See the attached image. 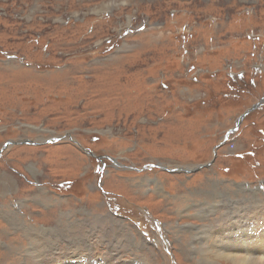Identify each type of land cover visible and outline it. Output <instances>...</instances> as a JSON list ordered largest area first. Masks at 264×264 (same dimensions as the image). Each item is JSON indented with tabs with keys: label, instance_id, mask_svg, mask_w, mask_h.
Masks as SVG:
<instances>
[{
	"label": "rangeland",
	"instance_id": "1",
	"mask_svg": "<svg viewBox=\"0 0 264 264\" xmlns=\"http://www.w3.org/2000/svg\"><path fill=\"white\" fill-rule=\"evenodd\" d=\"M244 73L245 106L227 85ZM263 94L264 0H0V146L31 140L0 155V264H228L216 239L260 247L264 102L219 144Z\"/></svg>",
	"mask_w": 264,
	"mask_h": 264
},
{
	"label": "bare ground",
	"instance_id": "2",
	"mask_svg": "<svg viewBox=\"0 0 264 264\" xmlns=\"http://www.w3.org/2000/svg\"><path fill=\"white\" fill-rule=\"evenodd\" d=\"M218 183V182H216ZM240 184V183H239ZM246 184V183H245ZM201 191V190H200ZM237 192V191H236ZM245 192V191H244ZM247 192V191H246ZM224 194V193H223ZM227 196V194H226ZM230 198V197H229ZM224 199V198H223ZM228 199V198H227ZM231 199V198H230ZM229 200V199H228ZM236 200V199H235ZM229 202V201H228ZM236 202V201H235ZM206 204V203H205ZM211 204V203H210ZM202 205V204H200ZM223 210V209H222ZM242 218V217H241ZM245 222V221H244ZM260 222H256V224H259ZM250 225V222H246V226ZM76 225V224H75ZM241 225V224H238ZM262 225V224H261ZM197 226V225H196ZM208 226V225H206ZM246 226L242 228V231L244 232L246 229ZM229 227V226H227ZM197 228V227H196ZM203 228V227H202ZM212 229V228H211ZM210 230V229H209ZM202 231V229H201ZM260 232H257L256 237H259ZM198 236V235H197ZM200 238V236H199ZM212 239V238H211ZM260 247L252 248L249 246L252 241L245 240L243 243H235V244H227L224 240H215V244L213 248H211V251L213 252L214 256H216L219 259H224L227 261L228 264H264V238L260 239ZM88 242V241H87ZM90 242V241H89ZM202 242V241H201ZM206 242V241H205ZM47 243V242H46ZM200 243V242H199ZM211 243V241H210ZM87 244V243H86ZM90 244V243H89ZM203 245V244H202ZM212 245V244H211ZM92 246V245H91ZM203 247V246H202ZM212 247V246H211ZM55 248V247H54ZM77 248V247H76ZM195 248V247H194ZM208 250V249H206ZM202 251V250H201ZM250 251V252H248ZM28 252V251H27ZM77 252V251H76ZM245 252H248L249 255H246ZM30 253V252H29ZM32 254V253H31ZM35 254V253H34ZM77 254V253H76ZM207 254V253H206ZM209 254V253H208ZM210 255V254H209ZM83 256V255H82ZM205 256V253H204ZM213 256V257H214ZM78 257V256H77ZM84 257V256H83ZM203 257V256H202ZM212 257V255H211ZM40 258V257H39ZM208 258V257H207ZM96 259V258H95ZM206 259V258H204ZM210 259V258H209ZM208 259V260H209ZM212 259V258H211ZM210 259V260H211ZM207 260V262H208ZM212 261V260H211ZM94 262V261H93ZM91 262V263H93ZM199 262V261H198ZM206 262V263H207ZM214 262V261H213ZM225 262V261H224ZM217 263V262H216ZM47 264V263H46ZM72 264H80V261H74ZM200 264V263H199ZM203 264V263H202Z\"/></svg>",
	"mask_w": 264,
	"mask_h": 264
},
{
	"label": "water",
	"instance_id": "3",
	"mask_svg": "<svg viewBox=\"0 0 264 264\" xmlns=\"http://www.w3.org/2000/svg\"><path fill=\"white\" fill-rule=\"evenodd\" d=\"M263 102H264V94L262 95V97L257 102H255L250 107H248L245 111H243L241 114H239V116L236 119L235 125L227 130V132L224 135V140L222 142H220L219 145H222L223 143H225L229 139V137H231L232 134H234L235 132H237L238 129H239V127L241 126L242 122L246 118V116L249 115L254 110H256L259 106H261ZM55 139H57L58 141H62V137H59V136H56ZM30 142H31V140H23V142L10 141V142H7V143L20 144V143H30ZM5 146H6V144H5ZM5 146L3 147V149L5 148ZM216 154L217 153H215V155ZM213 161L214 160L212 159L211 161H208L206 163H202V164L197 165V166H193L191 168L180 166L178 168H173V169L171 168V170L173 172H176V171H178V172H181V171L182 172H191V171L192 172L193 171L196 172V171L201 170L203 167H208L209 165H211V163ZM157 166L163 167V168L167 169L162 162L157 163ZM168 169H170V168H168Z\"/></svg>",
	"mask_w": 264,
	"mask_h": 264
},
{
	"label": "flooded vegetation",
	"instance_id": "4",
	"mask_svg": "<svg viewBox=\"0 0 264 264\" xmlns=\"http://www.w3.org/2000/svg\"><path fill=\"white\" fill-rule=\"evenodd\" d=\"M255 36V35H254ZM256 39H257V37H256ZM242 73H243V71H242ZM229 76H231V78L232 79H235L234 77H238V79L243 83H245V84H249V79H248V81H247V79H246V77H245V73L244 74H240L239 76H235V75H233V74H231V75H229ZM252 78L254 79V80H256L257 79V77L255 76V77H253L252 76ZM229 79V78H228ZM253 87L255 88V90L259 87V84H258V82H257V80L255 81V83H254V85H253ZM255 93V91H253L252 92V94H254ZM254 104V103H253ZM251 106V105H250ZM249 106V107H250ZM248 108V107H247ZM258 109V108H257ZM246 110V109H245ZM250 115V114H249ZM237 119V118H236ZM235 123H236V121H235ZM235 125V124H234ZM233 125V126H234ZM233 126H231V127H233ZM231 127H229V128H231ZM228 128V129H229ZM227 129V130H228ZM227 132V131H226ZM68 134V133H67ZM67 134H63V135H61V137H62V141H65V139H67L68 138V135ZM225 135V134H224ZM54 137H56V136H54ZM10 140V139H9ZM9 140H7L6 142H10ZM19 140H23L22 138H20ZM18 140V141H19ZM68 140V139H67ZM15 141H17V140H15ZM6 142H4V145H2V146H0V155L1 154H4V152L6 151V150H4L3 149V147L5 146V144H6ZM20 142V141H19ZM37 143L36 144H40V143H44V141H39V140H37L36 141ZM57 142H61V141H57ZM101 156V165L103 164V162H106V163H108V164H110V165H114L115 164V162H118V160H117V158L115 157V156H113V155H109V154H102V155H100ZM131 167H136V165H134V164H131ZM16 171H18V170H16ZM28 171V170H27ZM18 174H19V176H22V178H24V179H26V180H28L27 182H29V183H31V182H35V178H36V176L35 175H31L30 176V174L31 173H29L28 175L26 174V173H24V172H21V171H18L17 172ZM50 178V177H49ZM49 182V181H48ZM38 187H42V186H38Z\"/></svg>",
	"mask_w": 264,
	"mask_h": 264
},
{
	"label": "trees",
	"instance_id": "5",
	"mask_svg": "<svg viewBox=\"0 0 264 264\" xmlns=\"http://www.w3.org/2000/svg\"><path fill=\"white\" fill-rule=\"evenodd\" d=\"M228 83H227V85H228V87H229V90L231 91V93L232 92H234V91H236L237 93H238V96H236L235 94H233V96H236V97H231L232 95H230V97H228V98H231L230 100H229V102L230 101H233L232 99H237V98H241V100H242V102H239V103H241L243 106H245V104L243 103L244 102V100H246L248 97H251L253 94L251 93L252 91H250L249 89L251 88V86H253L254 85V83H255V81L256 80H254L253 78H249V84H245L244 82L242 83L239 79H238V77H234L235 79H232L231 78V76H228ZM251 85V86H250ZM253 91H255V88L253 87V89H252ZM224 96H228V92H226L225 93V95ZM244 110L246 109V107H244L243 108ZM243 110V111H244ZM257 110V109H256ZM256 110H254V111H256ZM242 111V112H243ZM253 111V112H254ZM252 113V112H251ZM250 151H252V150H249L248 151V154H249V152ZM235 156L236 157H238L239 158V160H241V161H239V162H244V157L246 158V153H237V154H235Z\"/></svg>",
	"mask_w": 264,
	"mask_h": 264
},
{
	"label": "crops",
	"instance_id": "6",
	"mask_svg": "<svg viewBox=\"0 0 264 264\" xmlns=\"http://www.w3.org/2000/svg\"><path fill=\"white\" fill-rule=\"evenodd\" d=\"M263 70V69H262ZM242 71V70H241ZM261 72V71H260ZM247 100H249L248 98H247Z\"/></svg>",
	"mask_w": 264,
	"mask_h": 264
}]
</instances>
